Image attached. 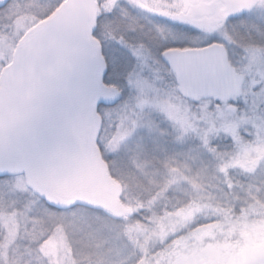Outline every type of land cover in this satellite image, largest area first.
I'll use <instances>...</instances> for the list:
<instances>
[{
  "label": "rangeland",
  "instance_id": "1",
  "mask_svg": "<svg viewBox=\"0 0 264 264\" xmlns=\"http://www.w3.org/2000/svg\"><path fill=\"white\" fill-rule=\"evenodd\" d=\"M62 1L11 0L0 10V78L20 38ZM180 2L97 0L102 79L120 97L98 106L94 149L121 212L60 210L25 176L1 177L0 264H214L217 249L227 256L218 264H264V217L254 212L264 214V0L207 31L168 18ZM212 43L226 47L243 89L192 102L162 54ZM180 110L196 120L183 127ZM241 233L262 250L231 253Z\"/></svg>",
  "mask_w": 264,
  "mask_h": 264
},
{
  "label": "water",
  "instance_id": "2",
  "mask_svg": "<svg viewBox=\"0 0 264 264\" xmlns=\"http://www.w3.org/2000/svg\"><path fill=\"white\" fill-rule=\"evenodd\" d=\"M95 0H66L22 39L0 90V174L22 172L40 194L67 209L78 201L117 207L93 151L95 108L113 101L100 80L90 34ZM180 93L193 102L240 93L243 79L224 46L169 51Z\"/></svg>",
  "mask_w": 264,
  "mask_h": 264
},
{
  "label": "flooded vegetation",
  "instance_id": "3",
  "mask_svg": "<svg viewBox=\"0 0 264 264\" xmlns=\"http://www.w3.org/2000/svg\"><path fill=\"white\" fill-rule=\"evenodd\" d=\"M10 1L0 0V10H4ZM255 3L256 0H181V8L174 10L173 13H168L167 16L171 21L179 22L184 26H193L197 31H207L211 27L214 29L220 28L230 19H239L242 15L248 13ZM159 12L167 14L162 9ZM167 51L162 54L163 61L167 68H171L164 59V54ZM13 52L9 55L13 56ZM10 63L11 60L8 64L4 63V68Z\"/></svg>",
  "mask_w": 264,
  "mask_h": 264
},
{
  "label": "trees",
  "instance_id": "4",
  "mask_svg": "<svg viewBox=\"0 0 264 264\" xmlns=\"http://www.w3.org/2000/svg\"><path fill=\"white\" fill-rule=\"evenodd\" d=\"M145 106L146 105V103H145V101L141 104V106ZM206 105V104H205ZM181 111V110H180ZM179 111V112H180ZM182 112H183V116H184V120H182V121H180V125H183V127H185V126H189V124L193 121V120H196V115H191V114H188V112H184V111H181V113H179V116L180 115H182ZM179 116H178V118H179ZM204 116V115H203ZM204 117H207L206 115L204 116ZM204 117H202L203 118V120H205V118ZM208 118V117H207ZM191 125V124H190ZM196 131V130H195ZM194 132V130H190L189 131V134H191V133H193ZM197 132V131H196ZM204 136H206L207 134H208V132L207 131H205L204 130ZM254 212L256 213V212H258V213H256V214H258V215H260V216H263L264 217V214H260L259 213V211L258 210H254ZM255 213H253V214H255ZM252 214V215H253ZM245 216V215H244ZM246 217H248V214L246 215ZM264 219V218H263ZM259 226L260 227H264V224H259ZM259 234H261L260 232H259ZM262 234H263V232H262ZM261 237V236H260ZM254 239H257V237L255 236V237H251L250 238V236L248 235V234H246V233H241V234H239V236H238V239H237V241L238 242H236L235 241V243L237 244V246H234V248L231 250V253H235V251L237 250V252H238V255L240 254V255H242L243 253H250L249 251H251V252H254V251H258V249H261V247L262 246H256L257 245V243L255 242V240ZM262 250V249H261ZM220 251H221V249H217L216 251H214V252H210L211 254V257H213V262H214V264H218V263H221V261L223 262V259L224 258H227V256H225L224 254H222V253H220ZM176 256H177V254H176ZM217 256L219 257V258H217ZM252 256H254V255H252ZM215 258V259H214ZM212 264V263H211Z\"/></svg>",
  "mask_w": 264,
  "mask_h": 264
},
{
  "label": "bare ground",
  "instance_id": "5",
  "mask_svg": "<svg viewBox=\"0 0 264 264\" xmlns=\"http://www.w3.org/2000/svg\"><path fill=\"white\" fill-rule=\"evenodd\" d=\"M140 143H141L143 146H146V148H148V146H150L149 143H148V141L145 140V138H141ZM192 154H194V152H192ZM150 155H151L150 151H147L143 156L148 157V156H150ZM19 264H28V262H24V261L22 260V261L19 262Z\"/></svg>",
  "mask_w": 264,
  "mask_h": 264
}]
</instances>
